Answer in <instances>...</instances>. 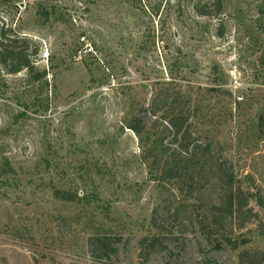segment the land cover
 <instances>
[{
  "label": "rangeland",
  "instance_id": "obj_1",
  "mask_svg": "<svg viewBox=\"0 0 264 264\" xmlns=\"http://www.w3.org/2000/svg\"><path fill=\"white\" fill-rule=\"evenodd\" d=\"M214 1L0 0V24L47 71L0 73V160L15 169L0 178V264H239L264 249L254 201L244 228L226 222L248 245L211 242V173L164 181L155 149L171 141L164 110L183 109L264 196V0L198 13ZM104 238L116 253L91 249Z\"/></svg>",
  "mask_w": 264,
  "mask_h": 264
},
{
  "label": "trees",
  "instance_id": "obj_2",
  "mask_svg": "<svg viewBox=\"0 0 264 264\" xmlns=\"http://www.w3.org/2000/svg\"><path fill=\"white\" fill-rule=\"evenodd\" d=\"M215 7L213 12L206 9V5L198 8L200 15H217L221 10V0H215L212 4ZM9 29L0 24V73H19L26 70L30 75L34 74L36 80L47 76V71L38 72L35 67L36 62L32 56L39 53V45L30 48V41L26 38H12L9 35ZM237 108V107H236ZM156 113V110L153 111ZM162 119L166 120L164 129L161 133L168 132L171 141L165 142L160 139L155 149L158 159L163 161L161 174L162 180H175L176 184L195 185L203 174L210 172V183L219 188L218 197L209 204L208 215L212 228L216 233L209 235V240L216 241L215 245L226 243L233 250H238L240 246H246L251 241H237L233 239V230H227L226 222H232L234 219H240L238 229H242L248 222H251L258 213L251 206L254 201L264 213V196L254 187V180L251 177L235 171L232 163L228 164L227 160L216 156L211 141L201 140L200 134L193 133L189 130L187 122L189 116L184 110H178L174 107L164 110ZM137 119L134 125L130 126L133 131L141 135L137 128ZM169 142V143H168ZM176 144V146H174ZM153 151H155L153 149ZM15 173L11 161L8 157H2L0 160V178L4 182H9L10 175ZM211 180L213 182H211ZM54 196L60 200L73 201L74 197L61 189H54ZM218 233V234H217ZM92 250L99 253L110 255L116 253L107 238L91 241ZM239 264H262L264 262V249L244 248L239 254Z\"/></svg>",
  "mask_w": 264,
  "mask_h": 264
}]
</instances>
